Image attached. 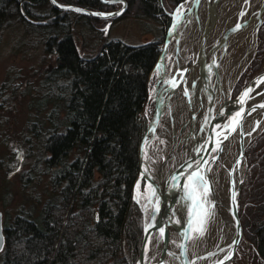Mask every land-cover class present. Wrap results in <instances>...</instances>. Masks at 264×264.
Wrapping results in <instances>:
<instances>
[{
    "label": "trees",
    "instance_id": "trees-1",
    "mask_svg": "<svg viewBox=\"0 0 264 264\" xmlns=\"http://www.w3.org/2000/svg\"><path fill=\"white\" fill-rule=\"evenodd\" d=\"M61 1L112 12L101 0ZM125 1L142 16L171 20L162 0ZM171 1L174 9L182 0ZM46 2L0 0V30L12 18L41 21L35 12ZM70 13L52 7L48 21L29 23L45 33V50L56 57L29 104L42 153L31 175L43 165L51 192L38 213L22 209L4 220L0 264H136L142 246L143 213L134 190L148 124L140 114L161 48L113 39L94 57H84ZM247 155L244 197L256 211L248 217L247 234L256 247L253 264H264V134Z\"/></svg>",
    "mask_w": 264,
    "mask_h": 264
},
{
    "label": "bare ground",
    "instance_id": "bare-ground-1",
    "mask_svg": "<svg viewBox=\"0 0 264 264\" xmlns=\"http://www.w3.org/2000/svg\"><path fill=\"white\" fill-rule=\"evenodd\" d=\"M263 6L264 0H188L178 8L168 38V43L177 41L176 57L167 65L165 49L161 60L165 83L158 89L154 126L141 149L140 179H146L148 190L143 205L147 224L157 209L166 206L179 181L175 173L181 166L198 162L203 155L198 150L206 153L216 112L230 105L233 89L256 48V26L262 23L257 17ZM243 40L246 47L233 59L230 50ZM190 52L194 56L191 67ZM257 92L256 102H264V84ZM257 123L260 129L264 126V111L254 112L244 122L246 143ZM239 136L240 130L210 156L208 171L201 173L206 196L203 185L195 191L187 185L180 193L172 212L176 227L167 241L160 233L153 234L144 264H181L182 253L191 264H233L242 241L237 244L231 206L246 172L238 156ZM201 221L203 235L196 231Z\"/></svg>",
    "mask_w": 264,
    "mask_h": 264
},
{
    "label": "rangeland",
    "instance_id": "rangeland-1",
    "mask_svg": "<svg viewBox=\"0 0 264 264\" xmlns=\"http://www.w3.org/2000/svg\"><path fill=\"white\" fill-rule=\"evenodd\" d=\"M57 1L64 4L61 0ZM186 1L188 0H182L173 9L174 4L171 0H162V5L166 7L165 13L172 18L169 23L164 21L163 17L142 16L132 10L129 5L117 17L95 18V21L91 23L79 16L77 14L79 12L64 11L72 14L70 18L73 35L78 49L84 57H94L103 49L107 41L113 39H119L134 46L149 43H156L160 46V57L149 76L148 100L140 114L148 126L156 114L157 89L162 88L165 83L162 79L164 73L161 67L165 49L164 60L167 65L174 62L176 57V39H172L166 45L173 25L171 22L174 23V15L180 4ZM101 2L108 5L112 12L119 11L123 7L120 2L110 4L102 0ZM52 7L50 0H48L44 6L36 9L35 14L37 13L38 17L41 16V21L36 19L32 21L26 17L27 22L23 23L21 20L12 18L8 25L6 24L0 30V212L3 213V221L7 217L13 218L22 209L38 213L51 192L49 177L46 175L43 165H37V169L34 171L35 175H31L32 168L34 164H37L36 162L39 161L42 153H40V143L38 144L36 140L35 131L31 129V120L35 114L34 109L32 110L29 104L41 87L45 72L56 62V57L45 50V33L43 34V31L38 29L40 27H34L30 24L40 25L39 22L44 23L52 18ZM109 9L107 8V10ZM256 39V48L251 53L250 60L233 89L232 99L244 89L254 76L264 71V23L256 31ZM246 45L247 43L243 40L230 50L233 59ZM193 64L194 56L190 52L188 65L191 67ZM263 134L264 130L246 148L248 172L244 183L251 167L247 151L256 144ZM159 161H162V155H160ZM244 183L241 188L239 211L244 239L238 248L233 264H253L256 254V247L250 240L247 234L248 227H246L248 217H254L256 211L254 204L251 205L249 200L244 197ZM147 191V181L145 178L140 179L139 173L134 190V199L140 208L146 202Z\"/></svg>",
    "mask_w": 264,
    "mask_h": 264
},
{
    "label": "water",
    "instance_id": "water-1",
    "mask_svg": "<svg viewBox=\"0 0 264 264\" xmlns=\"http://www.w3.org/2000/svg\"><path fill=\"white\" fill-rule=\"evenodd\" d=\"M102 1L109 4L120 2L123 7L119 11L109 12V13H99L78 6H66L57 0L55 3H53V0H50V3L53 6V8L57 10L79 12L82 15H87L96 19H109L112 17H117L121 15L127 8V2L125 0H110V1L102 0ZM77 9H79L80 11H77ZM116 13H120V14L117 15ZM262 14H264V6L257 17L262 21L261 24H258L256 26L257 30L264 23V17H262ZM167 44H168V39L166 41V45ZM263 84H264V71L254 76L250 80V82L244 87V89L234 99L229 101L230 105L219 108V110L216 112L215 115V125L213 124L212 126L213 129L212 131H210V134L206 139V153L204 154V152L198 150L196 153L198 154L203 153L202 157L198 160V162H196L194 165H190L189 167L181 166L180 169L177 171V173H175L176 175H178L177 176V178L179 179L178 183L176 184L174 190H172L171 194L169 195V200L167 201L166 206H163L162 209H157V211L153 213L151 217V222L149 224H147L146 222L147 220L146 208L145 206H142L141 210L144 217V233H143L142 246L136 264H144L146 251L150 245V241L153 234L155 233L161 234L160 230L163 229V234L161 235L164 241H167V239L169 238V233L171 231V228L176 227L177 224L175 220H173L174 216L172 215L173 214L172 212L176 204L180 200V193L184 191V189H187V185L188 186L192 185V182L189 181L188 177L194 172H200V173L207 172L210 166L209 158L212 155V153L216 151L215 150L216 147L218 148L219 146H221L222 149L224 141L226 140L224 139V136L226 135L228 138L239 130H240V136L238 142L240 144V153L238 156L241 157V159L245 162L246 172L243 179L240 180V184L238 186V192L235 195V200H232L231 212L234 217L235 225L237 229V238H236L237 244H239V242H241L244 239V231H243V226L241 223L239 211H240L241 188L244 183L245 176L248 172V164H247L245 151L249 143L254 138H256L260 133L263 132L264 126L260 129L261 123H257L254 132L249 135V141L247 143H246V139L248 136L244 134L242 128L244 122L247 120V118L250 115H252L254 112L257 111L258 112L264 111V107H261V105H264V102H256V99L259 96L257 90ZM249 89H251V91H248ZM246 92L248 93L247 95H245ZM156 102H157L156 104V113H157L158 110L157 99ZM253 108H255L254 111L252 110ZM237 113H241V118H239L238 123L236 122ZM153 126H154V119L147 127L146 132L141 141L140 156L142 153L141 149L144 139ZM232 128H235L236 130L232 131L231 130ZM191 188H193V186H190V190ZM4 231L5 230H4L3 213L0 212V253L3 251L5 247ZM181 258H182L181 264H191L188 260V257L184 253L181 254ZM160 260L164 263V259H160Z\"/></svg>",
    "mask_w": 264,
    "mask_h": 264
},
{
    "label": "snow or ice",
    "instance_id": "snow-or-ice-1",
    "mask_svg": "<svg viewBox=\"0 0 264 264\" xmlns=\"http://www.w3.org/2000/svg\"><path fill=\"white\" fill-rule=\"evenodd\" d=\"M56 0H53V3H55ZM77 11H80L79 9H77ZM117 15L120 14V13H116ZM106 31V29H105ZM248 91H251V89H249ZM248 93L246 92L245 95H247ZM261 107H264V105H261ZM253 111L255 110V108L252 109ZM239 118H241V113H237V118H236V122L238 123L239 121ZM232 131H235L236 129L235 128H232L231 129ZM224 139H227V136L225 135L224 136ZM189 181L192 182V185L190 186H193V191L196 190L197 187L203 185V194L206 196L207 195V192H208V189H207V186H206V182L204 181V178L203 176L201 175L200 172H194L192 173L189 177H188ZM233 200H235V196H233ZM195 203V201H194ZM203 221H201V227L197 228L196 231L199 232L200 235H203ZM191 227V225H190ZM161 231V234H163V229L160 230Z\"/></svg>",
    "mask_w": 264,
    "mask_h": 264
},
{
    "label": "flooded vegetation",
    "instance_id": "flooded-vegetation-1",
    "mask_svg": "<svg viewBox=\"0 0 264 264\" xmlns=\"http://www.w3.org/2000/svg\"><path fill=\"white\" fill-rule=\"evenodd\" d=\"M171 20H172V18H171ZM171 24H173V23L171 22Z\"/></svg>",
    "mask_w": 264,
    "mask_h": 264
}]
</instances>
